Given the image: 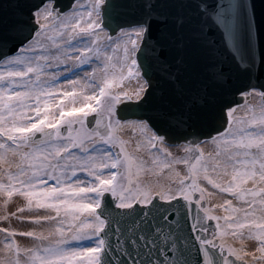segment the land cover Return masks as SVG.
<instances>
[{"label":"snow or ice","instance_id":"obj_1","mask_svg":"<svg viewBox=\"0 0 264 264\" xmlns=\"http://www.w3.org/2000/svg\"><path fill=\"white\" fill-rule=\"evenodd\" d=\"M0 264H264L251 0H0Z\"/></svg>","mask_w":264,"mask_h":264},{"label":"water","instance_id":"obj_2","mask_svg":"<svg viewBox=\"0 0 264 264\" xmlns=\"http://www.w3.org/2000/svg\"><path fill=\"white\" fill-rule=\"evenodd\" d=\"M209 2H213V0H209ZM251 3L255 5L257 13V46L258 54H260L264 53V0H251ZM210 38L215 40L217 44H221L223 33L213 28L210 32Z\"/></svg>","mask_w":264,"mask_h":264},{"label":"rangeland","instance_id":"obj_3","mask_svg":"<svg viewBox=\"0 0 264 264\" xmlns=\"http://www.w3.org/2000/svg\"><path fill=\"white\" fill-rule=\"evenodd\" d=\"M231 242V241H230ZM236 246H239V245H236Z\"/></svg>","mask_w":264,"mask_h":264},{"label":"bare ground","instance_id":"obj_4","mask_svg":"<svg viewBox=\"0 0 264 264\" xmlns=\"http://www.w3.org/2000/svg\"><path fill=\"white\" fill-rule=\"evenodd\" d=\"M218 214H220V213H218Z\"/></svg>","mask_w":264,"mask_h":264}]
</instances>
